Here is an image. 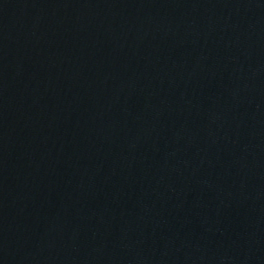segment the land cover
<instances>
[{
    "label": "water",
    "instance_id": "obj_1",
    "mask_svg": "<svg viewBox=\"0 0 264 264\" xmlns=\"http://www.w3.org/2000/svg\"><path fill=\"white\" fill-rule=\"evenodd\" d=\"M0 264H264V0H0Z\"/></svg>",
    "mask_w": 264,
    "mask_h": 264
}]
</instances>
